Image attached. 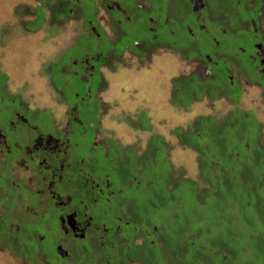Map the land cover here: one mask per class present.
<instances>
[{"label": "flooded vegetation", "instance_id": "obj_1", "mask_svg": "<svg viewBox=\"0 0 264 264\" xmlns=\"http://www.w3.org/2000/svg\"><path fill=\"white\" fill-rule=\"evenodd\" d=\"M254 1L252 10L244 9ZM213 2L216 0H89L90 17L84 16L79 0H62L55 5L58 19L74 15L73 7L81 8L87 19L81 37L88 40L90 48L52 67L59 66L56 74L68 85L66 90L57 86L54 74L53 85L65 108L59 120L49 111L51 117L22 105L6 83L5 88L0 86V252L6 249L31 264H142L137 255L164 250L157 220L152 218L150 223L140 215L135 196L130 201L121 199L129 186L139 189L141 195L143 184L134 175L119 181L116 157L127 153L141 157L145 151L138 156L137 149L123 146L112 134L102 135L99 116L102 106H107L100 99L106 87L102 68L111 67L125 53L132 59L135 55L151 58L162 49L185 53L177 49L184 33L193 39L206 35L211 45L220 47L213 28L224 35L247 31L250 36L242 44L230 45L236 50L232 56L243 55L245 63L252 66L251 76L243 73L241 78L264 90V38L257 29V15L263 12V6L258 0H234V9L227 13V7L213 10ZM42 6L36 9L33 28L40 25L37 22L38 14L43 16ZM236 8L246 10L250 17L226 30L221 17L215 18L216 13L221 12L230 25L228 16L235 14ZM98 10L104 15L98 17ZM208 16L215 20L207 21ZM99 20L108 26L113 24L116 30L110 33L102 26L99 30L92 26L88 31ZM243 22H247L248 30L241 28ZM23 27L28 29L25 23ZM140 32L145 37H140ZM126 34L131 40H123ZM79 44L77 40L72 46ZM194 50L200 53L189 60L201 78L225 76L238 93L243 91L230 72V64L223 60L224 54L218 59L220 53L207 51L208 45ZM221 59L224 67L214 68ZM69 62L72 73L64 68ZM73 77L75 90L67 82ZM33 224L40 227L34 232L25 230ZM96 250L104 254H94Z\"/></svg>", "mask_w": 264, "mask_h": 264}, {"label": "rangeland", "instance_id": "obj_2", "mask_svg": "<svg viewBox=\"0 0 264 264\" xmlns=\"http://www.w3.org/2000/svg\"><path fill=\"white\" fill-rule=\"evenodd\" d=\"M45 1H48V3L45 4ZM79 1L84 16L90 17L92 10L89 8V0ZM122 1L124 2V0ZM59 2H62V0H0V73L6 77V85L9 91L18 97L22 105H27L29 108L41 112L49 111L57 120H59L60 113L65 108L61 105V94L56 91L53 85L54 74H56L59 66L54 67L53 70L52 67L58 62L64 64L74 54L84 52L85 48H90L86 44L88 40L81 37L83 35V23H86L85 20H87H84L80 13L82 11L76 6L73 7L74 15L65 16L63 19H55L54 7ZM255 4V1L249 3L244 9L250 11ZM258 4L263 6V12L257 15L259 21L257 29L264 38V0H258ZM41 5H43L41 7L43 21L40 19L37 22L40 25L33 28V22L37 20L36 9ZM210 5L213 10L218 6L223 9L227 7L225 11L228 13L234 9V0H216ZM246 10L236 8V13L228 16L230 25H228L227 18L221 12H217L215 18L221 17L222 21L225 22V29L230 30L229 26L233 27L238 20H248L250 15ZM100 15H104L102 10H98V17ZM40 16L38 14V19ZM215 18L208 16L207 21L213 22ZM23 23L28 29L23 27ZM92 26H95L97 30H99V26H102L106 32L116 30L113 24L108 26L105 21L101 20L96 25H90L88 31L92 30ZM127 27H124V29L127 30ZM241 28L248 30L247 22H243ZM212 32L220 41V47L211 45L206 35H199L197 39H193L187 33H184L177 49L185 53L187 50V54L162 49L155 52L151 58H139L135 55V58L132 59L130 58L131 55L125 53L122 59H115L111 67L102 68L106 87L100 99H103L107 104L105 107L102 106V114L99 116L102 117L100 121L102 135L112 134L123 146L137 149L138 156L147 150L152 135L163 136L168 143L167 155L168 162L173 167V183L185 179L197 182L200 196H198V199L204 196L203 188L205 186L200 185L201 182L198 178L197 154L191 149L180 147L171 135L172 130L179 126H186L203 115H214L216 118H221L234 107L232 100L223 97V95L216 100H210L207 97L202 98L200 102L192 103L186 110L172 105L170 100L171 80L191 74H198L196 76L200 77L199 73L195 72L194 63L189 60V57H194L195 54L200 53V51L194 50V47L200 48L208 45L207 51L220 53L218 59L221 58V54L225 55L223 60L230 64V72L234 75V80L237 79V82L241 83V89L243 90L240 97V109L253 114L262 125L264 124V90L251 85L246 78L244 80L241 78L243 73L246 76H251L250 68L252 65L249 62L245 63V59L241 54L238 58H234L235 56L232 55L236 50L230 47L234 43L242 44L250 34L247 31H237L228 32L227 35H224L220 34L216 28H213ZM139 36L145 37V34L140 32ZM128 38L129 35L126 34L123 40H131V37ZM77 40L80 44L72 46ZM115 41L116 39L111 37V42L115 43ZM91 45L92 49L95 50V44L91 43ZM243 45L245 44L243 43ZM221 60L219 65L214 68L222 69L224 67L225 64ZM69 64L70 62L67 66L64 65V68L67 72L72 73ZM56 75V85L66 90L68 85L65 84V79L58 74ZM74 80H76V77L67 80L73 90H75V87H73ZM93 82L95 84V80ZM47 112L46 116H50ZM97 112L98 109L95 108L96 116H98ZM142 112L147 113V121L149 122L147 125L137 122ZM46 116L43 117V120L48 122ZM162 156L163 153L160 152L157 157L159 164L155 168L146 165V163L138 164L136 170H140L137 173L126 163V171L122 172L120 170L119 172L115 169L119 176L118 180L130 178L133 175H139L143 180L158 179L164 172L162 169L164 165ZM190 190L188 185H181L177 188V194L183 195V198L180 199L181 203H173V200L169 199L164 206L161 203L160 206H156L159 208L155 207V194L161 193L157 182H154L151 188L145 187L143 184L141 195L139 189L129 186L121 199L130 201L129 199L135 196L136 199L134 200H136L137 206L140 207V215L146 217V220L150 223L152 218H155L162 228L161 230L158 226V233H167L166 236L172 244L176 240L179 241L181 229L184 227H187L191 234L198 232L193 242L194 245H197L192 244L183 255L186 264H204L200 260H195L198 255H204L199 254L201 252L199 248H203L204 252L210 255L207 258L210 257L211 261L217 264L221 255V251L218 249L219 244L225 245L226 242H229L239 248L240 242L245 238H242L240 234L236 240L231 239L233 228L225 218V211L220 209L215 201L213 203L210 200L201 199L197 202L193 199ZM170 216H172L171 220L169 219ZM39 227L33 224L30 227L26 226L25 230L34 232L35 228ZM191 234L187 233V236L191 237ZM200 244H202L201 247ZM1 250L0 264H31L28 259H24L21 255L16 256L13 254V256L6 249ZM208 250H210L209 253ZM226 251L225 255L227 256L229 253ZM94 254L103 255L104 253L96 250ZM249 255L251 256V252H249ZM165 257L169 259L161 251L155 254L156 260H164ZM141 258V261L146 262L150 259V257H146L145 253ZM260 260L264 262V253L255 250L252 259L253 264H257ZM161 263L164 264V262Z\"/></svg>", "mask_w": 264, "mask_h": 264}, {"label": "trees", "instance_id": "obj_3", "mask_svg": "<svg viewBox=\"0 0 264 264\" xmlns=\"http://www.w3.org/2000/svg\"><path fill=\"white\" fill-rule=\"evenodd\" d=\"M59 16V13L54 14L55 19ZM40 19L43 21L42 15ZM226 79L225 76L218 74L213 75V78L209 76L201 78L191 74L171 80V103L184 110L205 97L216 100L223 95L233 103L234 108L221 118L214 115L199 116L186 126L176 127L171 133L180 147L191 149L197 154L198 178L200 185L205 186L202 198L198 199L197 182L185 179L173 183V167L168 162L167 155L168 143L163 136L152 135L148 148L141 157L127 155L128 153L116 157L120 167L117 171H126V163L135 170V173L140 170H136L140 163L155 168L159 164L157 157L162 152L163 177L161 175L156 180L153 178L143 180L137 175L145 187L151 188L154 182L158 183L161 193L155 194V207L160 206V203L164 206L169 199H172L173 203H181L183 195L177 194V188L183 184L188 185L194 200L198 202L207 199L216 202V205L225 211V218L233 228L231 239L236 240L240 234L245 238L240 242L239 248L229 242L225 245L219 244L221 255L217 264H253L255 250L264 253V124L262 125L253 114L240 109L241 92L238 93L231 87ZM5 83L6 77L0 73V86H4ZM147 119V113L142 112L137 122L147 125L149 124ZM131 172L133 173V170ZM171 218L172 216L169 217L170 220ZM158 224L161 228L159 222ZM187 233L191 234L187 227L181 229L179 241L175 238L176 242L172 244L166 236L167 233L159 232L164 248L161 252L169 259L165 257L164 260H156L153 254L146 255L150 257L146 262L141 261L143 253L137 256L143 264H163L161 262L186 264L183 255L193 244L198 232L191 234V237H188ZM199 250H201L199 254L204 255H198L195 260H200L204 264H214L210 257L207 258L210 255L205 253L203 248ZM225 250L229 255H225ZM261 262L262 260L257 264Z\"/></svg>", "mask_w": 264, "mask_h": 264}]
</instances>
